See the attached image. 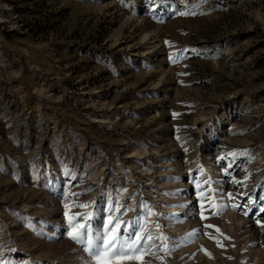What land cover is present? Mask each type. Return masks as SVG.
Wrapping results in <instances>:
<instances>
[{"label":"rangeland","instance_id":"374dc122","mask_svg":"<svg viewBox=\"0 0 264 264\" xmlns=\"http://www.w3.org/2000/svg\"><path fill=\"white\" fill-rule=\"evenodd\" d=\"M117 222L101 264H264V0H0V264Z\"/></svg>","mask_w":264,"mask_h":264},{"label":"snow or ice","instance_id":"6c2138e0","mask_svg":"<svg viewBox=\"0 0 264 264\" xmlns=\"http://www.w3.org/2000/svg\"><path fill=\"white\" fill-rule=\"evenodd\" d=\"M182 15H187L188 13H181ZM109 224L112 221L109 220ZM120 225L117 222L112 226V228H107L104 234H98L95 240L89 235L87 240L82 239V234L77 232L76 234L70 233L72 239L76 240L78 243L87 244V251L92 255L95 264H101L102 257L108 254L111 258L116 257H126L132 258L130 254L141 252L144 245L141 244L142 239H151V237H141L136 235L134 239L122 240L119 234L115 236H109L108 233L114 231ZM83 227V226H81ZM208 227H214L209 225Z\"/></svg>","mask_w":264,"mask_h":264}]
</instances>
